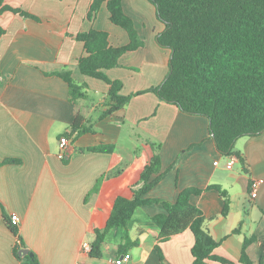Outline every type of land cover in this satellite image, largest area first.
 Listing matches in <instances>:
<instances>
[{
    "label": "crops",
    "instance_id": "crops-1",
    "mask_svg": "<svg viewBox=\"0 0 264 264\" xmlns=\"http://www.w3.org/2000/svg\"><path fill=\"white\" fill-rule=\"evenodd\" d=\"M92 2L3 0L0 6L34 16L0 10V264L26 260L14 253L18 237L6 220L13 213L19 215L17 227L25 248L38 262L115 264L123 255L122 229L109 232L102 257L83 251V243L92 244L95 230L106 227L118 196L133 197L142 171L156 153L161 178L144 197L175 202L187 188L203 189L190 201L203 211L205 228L220 242L215 254L243 264L239 260L244 240L254 237L247 252L259 264L264 254V132L241 137L235 144L247 170L240 161L228 169V156L218 150L208 117L186 113L149 90L167 76L171 50L157 42L165 25L148 0H122L144 46L124 53L118 66L106 70L110 79L122 82V95L144 92L133 95L123 109L101 117L108 108L110 85L81 73L79 59L86 50L76 36L104 30L114 47L129 44L130 37L111 21L106 2L89 19ZM60 70L71 71L77 84L87 85L84 97L72 99L69 84L53 74ZM78 113L93 132L68 136L71 143L62 159L60 138L71 132ZM101 144L115 148L80 150ZM11 158L20 162L4 163ZM251 179L261 182L254 199L249 194ZM213 184L227 191L228 205L218 190L208 188ZM165 212L162 203L136 210L128 232L139 244L127 252L131 259L125 264H192L191 230L158 241L160 230L152 218Z\"/></svg>",
    "mask_w": 264,
    "mask_h": 264
},
{
    "label": "trees",
    "instance_id": "trees-1",
    "mask_svg": "<svg viewBox=\"0 0 264 264\" xmlns=\"http://www.w3.org/2000/svg\"><path fill=\"white\" fill-rule=\"evenodd\" d=\"M149 1L155 6L158 19L165 25V29L157 35V42L171 50L167 76L161 84L149 90L186 113L208 117L218 150L225 156L237 155L243 169L247 170L246 161L241 152L235 149V144L241 137L264 132V0ZM104 2L107 3L111 21L126 29L130 43L120 47L111 46L109 33L97 29L80 32L76 36L84 43L86 50V55L79 59L81 73L103 79L110 85L105 101L108 108L101 117L123 109L133 95L144 92L122 95V82L112 80L106 74V70L119 65L124 53L144 46V41L133 19L125 13L122 0H93L89 19L96 17ZM2 3L3 0H0V6ZM3 9L34 17L21 9ZM2 33L0 29V36ZM53 74L69 84L73 100L84 97L87 85L77 84L71 71L60 70ZM85 132H93V126L87 125L85 117L78 113L67 136L75 138ZM114 148V145L101 144L80 150L112 152ZM13 162L20 160L11 158L4 161ZM160 169L161 159L156 153L142 171L141 185L133 189V197L121 195L116 198L106 227L95 230L96 239L91 244L89 254L102 257V245L114 228L123 230L119 253L129 252L139 244L128 232L136 210L142 205L162 203L166 212L152 218L160 230L159 242L191 230L195 236L192 264H211V261L236 264L215 254L220 242L205 228L203 211L190 201L192 195L201 194L203 189L187 188L175 202L144 197L160 181ZM101 180H98L93 191L98 190ZM208 188L218 190L228 205L227 191L221 185L213 184ZM6 220L18 237L15 255L19 259H26L22 260L23 264H37L35 255L20 254L25 245L18 227L12 224L11 217L6 216ZM238 231V228L235 229V232ZM254 240V237L245 238L239 260L241 263L254 264L247 252ZM259 264H264V254Z\"/></svg>",
    "mask_w": 264,
    "mask_h": 264
},
{
    "label": "built area",
    "instance_id": "built-area-1",
    "mask_svg": "<svg viewBox=\"0 0 264 264\" xmlns=\"http://www.w3.org/2000/svg\"><path fill=\"white\" fill-rule=\"evenodd\" d=\"M70 143H71V141L67 135H63L60 138V148H61V150L59 152L60 158L63 159L66 156L67 151H68L69 146H70ZM237 161H239L237 155L228 156L226 167L228 169H231ZM260 186H261V182L258 179H251L250 185H249V194H250V197L252 199H254L258 196ZM11 220H12L13 225H16V226L19 225L20 218H19L18 214L13 213L11 215ZM91 248H92V246L89 242L83 243V251H85L86 253H89L91 251ZM130 259H131V254L125 253L122 256H119L115 260V264H125ZM37 264H43V263L38 262ZM77 264H83V263L79 262Z\"/></svg>",
    "mask_w": 264,
    "mask_h": 264
},
{
    "label": "water",
    "instance_id": "water-1",
    "mask_svg": "<svg viewBox=\"0 0 264 264\" xmlns=\"http://www.w3.org/2000/svg\"><path fill=\"white\" fill-rule=\"evenodd\" d=\"M20 254H23V255H30V256H32L33 255V253L28 249V248H23V249H21L20 250Z\"/></svg>",
    "mask_w": 264,
    "mask_h": 264
},
{
    "label": "rangeland",
    "instance_id": "rangeland-1",
    "mask_svg": "<svg viewBox=\"0 0 264 264\" xmlns=\"http://www.w3.org/2000/svg\"><path fill=\"white\" fill-rule=\"evenodd\" d=\"M149 1V0H148ZM150 2V1H149ZM151 3V2H150ZM152 4V3H151ZM153 5V4H152ZM154 6V5H153ZM155 7V6H154ZM156 9V8H155ZM158 18V17H157ZM160 21V20H159Z\"/></svg>",
    "mask_w": 264,
    "mask_h": 264
}]
</instances>
